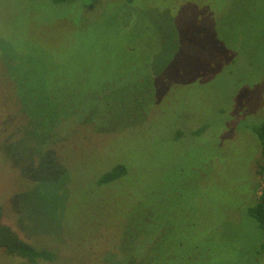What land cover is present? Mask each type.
I'll return each instance as SVG.
<instances>
[{
    "label": "rangeland",
    "instance_id": "obj_1",
    "mask_svg": "<svg viewBox=\"0 0 264 264\" xmlns=\"http://www.w3.org/2000/svg\"><path fill=\"white\" fill-rule=\"evenodd\" d=\"M263 119L264 0H0L1 221L40 264H127L144 214L170 264H264Z\"/></svg>",
    "mask_w": 264,
    "mask_h": 264
},
{
    "label": "trees",
    "instance_id": "obj_2",
    "mask_svg": "<svg viewBox=\"0 0 264 264\" xmlns=\"http://www.w3.org/2000/svg\"><path fill=\"white\" fill-rule=\"evenodd\" d=\"M54 3H63V2H74L78 0H51ZM126 4H131L134 2V0H123ZM9 69L13 70L15 67L12 65L10 60L7 64L8 76L10 77L11 81L14 82V94L19 99V104L21 106L23 105L25 107L26 112V103H29L30 105L33 104L32 101L27 102V96L30 92L27 88L26 83V77H21L19 74L12 75L13 71H9ZM38 115V113H37ZM46 116V114H45ZM47 117V116H46ZM44 123V124H43ZM37 124L41 126L50 127L51 123L47 117V123L45 121L38 119ZM253 130L259 140L260 143V151H261V157L264 160V119L261 123L253 126ZM55 134L51 135L48 139V142H58L60 141L61 137L56 136V130H54ZM65 137V136H63ZM48 146H50L48 144ZM46 146L43 148L45 151L48 148ZM41 149V150H43ZM41 150H38L41 152ZM47 152V151H46ZM45 152V153H46ZM35 154V153H34ZM32 156V155H31ZM51 158V157H50ZM54 158L57 160L58 156H54ZM53 161V159L51 158ZM54 164V162H52ZM258 164V170H256V174H264V165H261L259 162ZM127 173V168L124 164H116L111 169H109L107 172L103 173L101 177L97 180L99 184H104L111 182L113 180L119 179L121 176ZM255 196V195H254ZM247 214L255 219L258 228L262 232V243L260 244V247L257 249L258 253H264V186L262 187L260 194L255 196L254 202L251 206L247 209ZM2 217V208L0 206V248L3 249L8 255H15L17 257L21 258L20 264H40L41 261H53V254L51 251L47 250L43 247H38L33 245L32 243L27 242L23 238H21L16 231H14L10 226L2 223L1 221ZM142 231L138 234H133V237L129 238L127 240V245L125 248V254L128 256L129 263L127 264H170L169 261L171 260V253L170 250L166 247V242L164 240L163 233H153L151 238L148 239L147 243L140 244L138 242L141 240V235L144 237L146 235V232L144 233L145 229L148 228L149 225H152V215L151 214H144L142 219ZM134 230L132 228V223H128L126 230ZM130 234V233H128ZM139 235V236H138ZM155 245V246H154ZM122 248V252H123ZM124 253V252H123Z\"/></svg>",
    "mask_w": 264,
    "mask_h": 264
},
{
    "label": "flooded vegetation",
    "instance_id": "obj_3",
    "mask_svg": "<svg viewBox=\"0 0 264 264\" xmlns=\"http://www.w3.org/2000/svg\"><path fill=\"white\" fill-rule=\"evenodd\" d=\"M2 250H3V249H2ZM3 252H4L5 254H7L4 250H3ZM7 255H8V254H7ZM19 259H20V261H22L20 257H19ZM41 262H45V261H41ZM41 262H40V263H41Z\"/></svg>",
    "mask_w": 264,
    "mask_h": 264
}]
</instances>
